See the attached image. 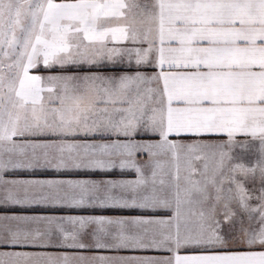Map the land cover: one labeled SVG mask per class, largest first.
Returning <instances> with one entry per match:
<instances>
[{
    "label": "snow or ice",
    "instance_id": "obj_1",
    "mask_svg": "<svg viewBox=\"0 0 264 264\" xmlns=\"http://www.w3.org/2000/svg\"><path fill=\"white\" fill-rule=\"evenodd\" d=\"M0 264H264V0H0Z\"/></svg>",
    "mask_w": 264,
    "mask_h": 264
},
{
    "label": "crops",
    "instance_id": "obj_2",
    "mask_svg": "<svg viewBox=\"0 0 264 264\" xmlns=\"http://www.w3.org/2000/svg\"><path fill=\"white\" fill-rule=\"evenodd\" d=\"M105 214H109V215H112V214H115V213H105Z\"/></svg>",
    "mask_w": 264,
    "mask_h": 264
}]
</instances>
